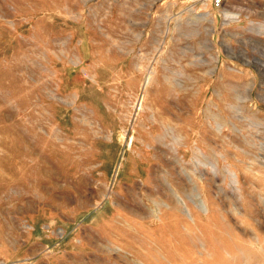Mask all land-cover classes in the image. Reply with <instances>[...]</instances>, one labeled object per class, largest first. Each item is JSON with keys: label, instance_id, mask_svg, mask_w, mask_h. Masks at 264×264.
<instances>
[{"label": "rangeland", "instance_id": "obj_1", "mask_svg": "<svg viewBox=\"0 0 264 264\" xmlns=\"http://www.w3.org/2000/svg\"><path fill=\"white\" fill-rule=\"evenodd\" d=\"M0 264H264V0H0Z\"/></svg>", "mask_w": 264, "mask_h": 264}, {"label": "built area", "instance_id": "obj_2", "mask_svg": "<svg viewBox=\"0 0 264 264\" xmlns=\"http://www.w3.org/2000/svg\"><path fill=\"white\" fill-rule=\"evenodd\" d=\"M212 4L215 7H219L222 4V0H212Z\"/></svg>", "mask_w": 264, "mask_h": 264}, {"label": "bare ground", "instance_id": "obj_3", "mask_svg": "<svg viewBox=\"0 0 264 264\" xmlns=\"http://www.w3.org/2000/svg\"><path fill=\"white\" fill-rule=\"evenodd\" d=\"M149 79V78H148Z\"/></svg>", "mask_w": 264, "mask_h": 264}]
</instances>
